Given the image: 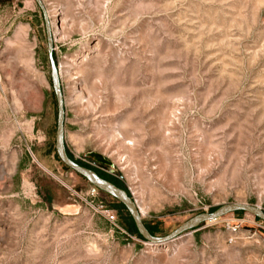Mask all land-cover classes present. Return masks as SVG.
<instances>
[{
	"label": "rangeland",
	"instance_id": "374dc122",
	"mask_svg": "<svg viewBox=\"0 0 264 264\" xmlns=\"http://www.w3.org/2000/svg\"><path fill=\"white\" fill-rule=\"evenodd\" d=\"M0 264H264V0H0Z\"/></svg>",
	"mask_w": 264,
	"mask_h": 264
},
{
	"label": "bare ground",
	"instance_id": "6f19581e",
	"mask_svg": "<svg viewBox=\"0 0 264 264\" xmlns=\"http://www.w3.org/2000/svg\"><path fill=\"white\" fill-rule=\"evenodd\" d=\"M84 173L85 174H88V175H93L91 172H87V171H84ZM92 178L95 180V178L92 176ZM91 180V179H90ZM92 181V180H91ZM96 182H97V184H98V186L100 187V188H103V189H107V190H109L110 192H112V193H116L117 194V196L119 195V196H124L123 195V193L124 192H120L119 190H117V189H115L112 185H109V184H105V183H103L102 181H100V180H95ZM122 199V198H121ZM126 200V199H125ZM130 205H131V203H130ZM134 210V209H133ZM137 218V217H136Z\"/></svg>",
	"mask_w": 264,
	"mask_h": 264
},
{
	"label": "water",
	"instance_id": "95a60500",
	"mask_svg": "<svg viewBox=\"0 0 264 264\" xmlns=\"http://www.w3.org/2000/svg\"><path fill=\"white\" fill-rule=\"evenodd\" d=\"M90 155H92L93 157H95V159H97L99 162L106 164V165H111L112 163L107 160L103 155L99 154V153H90Z\"/></svg>",
	"mask_w": 264,
	"mask_h": 264
},
{
	"label": "built area",
	"instance_id": "2783aa9c",
	"mask_svg": "<svg viewBox=\"0 0 264 264\" xmlns=\"http://www.w3.org/2000/svg\"><path fill=\"white\" fill-rule=\"evenodd\" d=\"M108 218H109L110 220H113V219H114V216L111 215V214L109 213V214H108Z\"/></svg>",
	"mask_w": 264,
	"mask_h": 264
},
{
	"label": "flooded vegetation",
	"instance_id": "af4514ba",
	"mask_svg": "<svg viewBox=\"0 0 264 264\" xmlns=\"http://www.w3.org/2000/svg\"><path fill=\"white\" fill-rule=\"evenodd\" d=\"M106 165V164H105ZM103 167H107V166H103Z\"/></svg>",
	"mask_w": 264,
	"mask_h": 264
}]
</instances>
